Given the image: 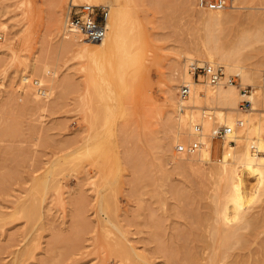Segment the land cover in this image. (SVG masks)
<instances>
[{"label":"rangeland","instance_id":"obj_1","mask_svg":"<svg viewBox=\"0 0 264 264\" xmlns=\"http://www.w3.org/2000/svg\"><path fill=\"white\" fill-rule=\"evenodd\" d=\"M118 1L115 10V0L90 3L119 20L117 41L98 54L82 47L98 42L78 45L62 33L69 7L86 1L0 0V264H191L184 250H212L223 185L209 166L221 162L224 142L210 134V158L199 145L181 147L199 141L196 123L204 119L209 135L229 124L218 111L236 120L248 106L209 94L179 106L168 95L171 85L176 99L181 84L192 89L181 72L192 76L190 64L204 62L209 46L242 37L238 63L249 81L222 61L219 83L192 79L201 91L228 86L229 75L247 93L262 87L264 0H232L233 17L211 32L196 0ZM178 112L190 116V134ZM256 200L255 213L264 193Z\"/></svg>","mask_w":264,"mask_h":264},{"label":"bare ground","instance_id":"obj_2","mask_svg":"<svg viewBox=\"0 0 264 264\" xmlns=\"http://www.w3.org/2000/svg\"><path fill=\"white\" fill-rule=\"evenodd\" d=\"M69 1L70 3H73L75 1H86L87 3H97V1L99 0H69ZM115 1H116L115 4L113 3V5L115 6L114 10L116 8L119 9L118 8L119 1L118 0ZM199 8L202 11V13L205 14L206 17L205 28L209 32L212 31V27L215 24L217 25L223 20V17H233L234 15L228 12L226 8L214 9V10L204 9L201 7ZM105 21L106 23H108L109 29L107 30V32L105 31L106 34H104L102 39L98 41H93V42H98L95 45H89L87 43H83L82 40L83 37L81 36L79 31H77L74 27L66 25L67 20L62 27V33L64 37L67 36L68 38L67 40H69L70 42L76 39L75 42L73 41L74 44L76 43L79 45V43L77 42H80V44L83 43L82 44L83 48H86L88 50L91 49L93 51L99 52L98 54H100L104 52L106 49H109V47L114 42L117 41V38L119 36V20L117 19L116 14L115 15L113 14L111 17H109L107 11V16ZM242 40L243 37L240 38V40L234 43L231 47H224L222 44H219L216 46H209L207 49L205 48L206 50L203 52L205 54V61L214 64H218L219 61H222L223 64L227 66V68L233 69L235 73L238 74L243 80L249 81L252 76L248 72L251 71L246 72L243 69L242 65L238 63L239 59L241 58L240 55H241V51L243 50L242 47H244L242 44L243 42ZM205 61L202 63H207ZM181 74L184 80H188L193 84L191 85L192 89L191 90L189 89V93L185 98L181 99L180 97L176 99L174 98L175 85H171L168 96L169 99L171 100L172 105L177 104L179 106H186L187 105L185 104L186 102L188 103V101L191 102L192 100L195 101L199 99L203 94H209V96L211 95L213 97L227 99V100L231 99L232 100L231 103H234L238 97H244L250 103V105L246 109H244V110H248L247 112L244 111L242 113H239L241 115L240 118H242V122L240 125L236 124L237 119L235 120L233 118L234 115L233 113L231 112L224 113L223 111H218L219 117L221 119H224V121L229 122L228 125L233 126L234 132L232 133L233 141H229L228 138L223 139L225 149H223L224 150L223 154L221 153L218 159L221 162L220 163L215 162L214 164H211V167L209 166L210 168L209 170L210 171L212 170V172L214 171V173H216L219 176V178L222 179L220 182L223 185V189L221 191L222 194L220 193V196L216 201L213 200L215 201L214 202L215 204L213 206L214 213L211 216L213 217L212 220H214V223L212 222L213 224L211 223L209 226L210 227L209 229H211L210 231L213 234V237L209 233L210 235V237L208 236L209 239L206 238L209 241L211 240V238H213L212 247L210 245V248L212 250L211 252L209 251L206 252L205 255H202V253L199 254L197 253L198 251L196 252L190 249H187V251L184 250L185 253L184 254L182 253L183 256L185 255L184 260H186L185 262H191V264H264V228L261 229L262 227H264V204L261 206L260 212L257 211V213H255L257 209L251 212V210L255 207L254 205H253L254 207L251 210L249 209L252 203H254V201H257L256 199L258 195H260L261 192L264 193L263 190L264 189V115L261 112L255 110L257 108L256 105L258 103L261 102L262 104H264V85L262 87L255 86V89L249 93L239 89L232 82H227L229 83L228 86H223L221 84H218L216 89H211L210 87L205 89L206 91L204 90L201 91L199 87L200 83L192 79L191 73L188 72V70L185 69V67H183ZM178 114H179L178 125L180 127L183 126V128H181L180 131L183 130L182 133L186 132V134H190L191 133L190 127L193 125L190 116H188L187 119V117L184 114H181L180 112H178ZM203 121H200L202 127H204L205 125L208 126V124H205L206 122ZM222 121L223 120L219 122ZM212 123H214V121ZM193 126L195 128L196 124ZM184 127L188 129L185 130ZM210 134L211 133L209 132V135ZM194 135L197 136L199 139L197 144L199 145L198 150L200 154L204 155L207 158H210L209 155L212 148L211 135L209 136L208 132L205 133L203 132V130L200 133H197L195 131ZM197 137L196 138L191 137L192 141L193 139H197ZM229 155L235 157L237 159L235 162L238 163L237 164L234 163L232 165L228 164L229 161L227 160L228 158L226 156ZM249 176H252V179L248 182ZM218 184L219 183H217V185ZM219 186L220 185H218L217 187L219 188ZM216 198L217 196L215 195L214 199ZM205 214H207L206 215L207 218L211 217L208 215V213L205 212ZM204 218H205L204 214H199L197 217L198 223L203 224ZM260 222L263 223L262 224L263 226L260 225L262 227L260 228L261 230L259 232L257 231L258 229L256 230V228L258 227L257 226L258 223L261 224ZM261 231H263V234H261ZM199 233L201 236L202 233L201 232ZM205 235H207V233ZM201 238L205 239V236ZM203 241L204 240H202V242ZM209 243L210 242H208L205 247H207ZM205 247L202 246V248ZM200 260H205V261H200ZM181 262L183 264V260Z\"/></svg>","mask_w":264,"mask_h":264},{"label":"built area","instance_id":"obj_3","mask_svg":"<svg viewBox=\"0 0 264 264\" xmlns=\"http://www.w3.org/2000/svg\"><path fill=\"white\" fill-rule=\"evenodd\" d=\"M197 4L199 7L204 9H223L230 7L232 5V0H197ZM106 16V7L90 3H82L70 6L67 12L66 20L69 26L74 27L77 31H79L83 39L87 41H98L102 39L106 31ZM190 70L193 78L198 79L201 76L204 80H207L212 84H215L224 78L222 66L214 63L197 64L192 62L190 64ZM225 81L233 82V75H229ZM189 89L190 87L188 84L183 83L180 85L177 95L181 97V99L185 98L189 93ZM245 91H248V89L246 88ZM249 105V102L245 99L240 103L241 108H246ZM241 122L242 119L238 118L236 120V124L240 125ZM233 129V126L228 125L227 123L216 124L211 128V135L219 140L228 138L229 141H233ZM194 130L197 133H200L202 131L201 124L196 123ZM197 147L198 144L194 141L182 146L181 149L190 153L192 151H196Z\"/></svg>","mask_w":264,"mask_h":264}]
</instances>
